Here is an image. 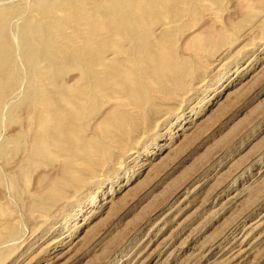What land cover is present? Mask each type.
<instances>
[{"label": "rangeland", "instance_id": "1", "mask_svg": "<svg viewBox=\"0 0 264 264\" xmlns=\"http://www.w3.org/2000/svg\"><path fill=\"white\" fill-rule=\"evenodd\" d=\"M31 1L0 0L17 71L0 105V264H264V0H155L135 15L121 1L136 37L108 0H83V36L91 17L105 24L86 39L109 37L92 65L100 85L73 61L51 70L70 98L93 100L57 157L28 166L24 98L43 66L18 58Z\"/></svg>", "mask_w": 264, "mask_h": 264}, {"label": "bare ground", "instance_id": "2", "mask_svg": "<svg viewBox=\"0 0 264 264\" xmlns=\"http://www.w3.org/2000/svg\"><path fill=\"white\" fill-rule=\"evenodd\" d=\"M82 1L83 0H33V1H31L32 4L37 8L36 11H34V13L32 14V16L30 15L32 18H34V24L32 25V27H28L29 26L28 25L25 28V30H24V39L23 40L25 42H21L22 47H24V51L21 52V54H19L18 58H21V60L24 61V64L25 63L33 64L34 62H37L38 66H39V62L41 61L43 63V66L41 67V70H39V74L40 75H39L38 81L36 83H32L29 86L31 88V97L30 98H26V97L24 98L25 104H28V105H26V107L30 108L29 112H31L33 114V116H34V118L36 120V123H37V125H36L34 123L35 120L32 121L33 118L30 119L32 121V125L34 123L35 126L37 127V129H34V131H35L34 136L29 141V143L27 145H25L24 142L20 143V144H23L22 148L25 147L24 148L25 154L24 153H22V154H24V159L23 160H24V164H26V165H28V162L33 165V163H35V162L37 163V161L41 162V164L44 163L45 161H47V163H48L49 160H51L52 158L57 157V156H54V154H55L56 151H58V152L61 151L63 146H65L64 144H65V142H67V141H65V139H67L66 137L71 139L70 138L71 135H73L75 133V131L77 130L75 119H81V117L83 116V112H85L84 111V107H83L84 105H82L83 104V100L84 99H87L88 101L93 100V97L91 98L92 95L91 94L90 95L87 94L85 92V90H83V88H79L78 89L79 92H78V95H76V97L74 96V97L70 98L68 90L65 89V87H63V85L62 86L58 85V82L55 79H53L54 77H52V75H51V70H57L59 68L68 67L70 62L73 61L74 63H77V65H79V67H80V69L82 71L81 72V76H80V80L82 82L84 81V83H85V80H87L88 77H89L90 78L89 80H91V79L93 80V84L95 85V87H98L100 85L99 84L100 81L95 80L93 78L94 77V73H95L96 70L95 71L93 70L92 65L95 66V64H97V63L99 64L100 61H101L102 57H101V51H100L99 47H100V42L102 43L103 35L101 36L102 38L100 37L101 38V39H99L100 41L94 40V42H89V40L86 39V37H89V35L91 34V37H93L91 39L93 40L94 37L97 36V35L94 36V32L96 30H102V26L105 23L103 25H101V27H96L94 25V21L92 22L91 21V17H90L88 19V22H89L88 24H90L91 27L90 28H88V27L86 28V30L88 29V31H89V32H87L88 35L83 36V34L85 32L82 31V27H84L83 26V22L84 21H83V16H82V14H83L82 13L83 12L82 5L83 4L82 5L80 4V3H82ZM108 1L110 2V5L112 4L111 6L114 7V12L113 13L116 14L114 16H116V18H117L115 21H117V23L119 22L121 25L123 24L124 26L126 25V26L130 27L129 28V34L131 36H133V37H136L137 35H136L135 31L131 27L132 22H130V19H129V17H130L129 15L131 14V11H132L133 15H135V14H137L139 12L142 13V11L144 10L142 7H144L146 5L145 4L146 2H153L155 0H132V2H136L137 1V4L136 3H132V4H136L133 7L130 5V7L132 9L129 6H127V7L130 8V10H131L130 12L129 11L124 12L126 10L125 9L126 7H123L124 5L122 6V8H124L125 10H123V11H122V9L120 10L121 7H119V5L121 6V4H122L121 1H124V0H108ZM126 1L127 0H125V2ZM129 1L131 2V0H129ZM180 1H182V0H164V2L168 3L167 5L169 7H171L174 3L180 2ZM196 2H198V1H196ZM203 2H204V0H203ZM99 4H101V3H99ZM141 4H143V5H141ZM210 5H212V4H210ZM109 7L110 6H107V8H109ZM177 8H180V7H177ZM13 9H14V6H13ZM84 9H86V8H84ZM16 10H19V9H16ZM89 10H87V11H89ZM100 10L98 11L99 13H101L102 10L104 11V9H102L101 11ZM189 10H191V9H189ZM11 11L13 12V10L10 9V6H9V8L5 7V8H1L0 9V105L3 104L5 99H7L8 95L11 96V94H13L11 92H12L14 86L16 85L15 84V75L17 74V71H16V60H15L16 58L14 56L13 49H11L12 47H10L11 45L8 44L7 39H6V22L8 21L7 19L9 18ZM30 11H31V9H30ZM59 12H61V13L63 12L64 16L59 18L58 17V15L60 14ZM27 16H29V14ZM114 16H112V17H114ZM22 17H23V15H22ZM16 18H17V16H16ZM138 18H139V20L142 19L141 16L138 17ZM105 19L106 20H110V19H107V18H105ZM114 19H115V17H114ZM135 19H136V17H135ZM135 23L133 25H135ZM124 26H121V28H124ZM107 27H109V26L107 25ZM109 29H110V27H109ZM114 29H117V28H114ZM139 29H141V28H139ZM86 30H84V31H86ZM103 31L105 33L109 32V30H107V29H104ZM118 31L120 32V30H118ZM114 34H116V33H114ZM98 35H100V33ZM127 37H128V35H127ZM108 38L106 37L105 40L108 41L109 40ZM122 38H123V36L121 37V39ZM89 39H90V37H89ZM131 39H134V38H131ZM73 40H75L76 43ZM105 40L103 39V41H105ZM72 42H74L73 45L75 44V47H71L70 46V49L71 48L73 49V54L75 52L78 54L77 56L75 54L74 55L72 54L75 57V60L72 59V57L70 56L71 53H72V49L70 50L69 48H68L70 50L69 54L65 52L66 54H68V57L61 59V56L63 54L60 51L61 49H59V45H65L64 46V48H65V47H67L66 46L67 43L70 44ZM122 42H124V41H122ZM129 42L131 43V41H129ZM135 42H136V40H135ZM135 42H134V44H135ZM114 43L115 42H113V44ZM132 44H133V42H132ZM134 44H133V46H131L132 48L135 46ZM116 45H118V44H116ZM106 46H108V45H106ZM136 46H137V44H136ZM195 51H196V49H195ZM119 54L120 53H118L117 55H119ZM123 54H124V52H123ZM117 55L115 54V56H117ZM128 55H126V56H128ZM131 57L134 58L133 56H131ZM122 59H123V56H122ZM125 59H126V57H125ZM134 61L135 60H133L132 62H134ZM126 63H127V61H126ZM103 66L105 67L104 64H103ZM121 67H123V66H121ZM134 67L136 68V66H134ZM153 67H155V66H153ZM112 68L115 69L114 67H112ZM112 68H111V70H112ZM124 68H125V66H124ZM124 68H121V69H124ZM117 69L118 68H116V70ZM125 70H122V71H125ZM139 70H140V68H139ZM130 71H131V68H130ZM104 72L105 71L103 70V72H101V75L108 73V71H106V73H104ZM131 72H133V71H131ZM141 72H143V71H141ZM111 75H113V74L111 73ZM130 75H132V74L130 73ZM108 76H110V73H109ZM143 76H145V75L143 74ZM102 78H104V77H102ZM108 79L110 80V77H108ZM116 79H117V77H116ZM102 80L104 82V79H102ZM132 82H133V80H132ZM84 83H83V85H85ZM88 85H89V81H88ZM131 85H133V84H131ZM133 86H135V85H133ZM138 88H139V86H138ZM98 92H96V94ZM0 121H1V119H0ZM30 123L31 122H29V124ZM33 126L30 125L31 128ZM26 131H24L25 133L22 132V131L17 133L16 136H15L16 137L15 140L18 141L19 139H23V138L25 140L26 136H28V138H30L29 133L27 132V134H26ZM32 133H33V131H32ZM28 138H26L27 142L29 140ZM69 139H67V140H69ZM56 141L58 143V147L57 148L54 147L55 148L54 151L53 150H49L51 147L48 149L47 145L50 146L51 143H56ZM18 142H20V140ZM66 144H68V143H66ZM25 162H27V163H25ZM24 164H23V166H24ZM80 165H81V163H80ZM23 174H25V172H23Z\"/></svg>", "mask_w": 264, "mask_h": 264}]
</instances>
